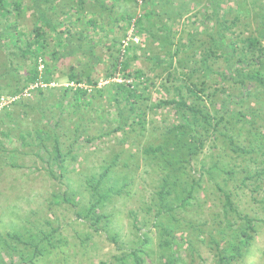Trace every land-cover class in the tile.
Returning <instances> with one entry per match:
<instances>
[{
  "label": "rangeland",
  "instance_id": "obj_1",
  "mask_svg": "<svg viewBox=\"0 0 264 264\" xmlns=\"http://www.w3.org/2000/svg\"><path fill=\"white\" fill-rule=\"evenodd\" d=\"M113 1L107 0L106 5H111ZM216 1V4L211 0H152L145 4H139L137 0L116 2L115 13L123 11L138 16L152 10L151 16L143 20L146 32L137 35L140 43L132 54L138 59L132 61L130 65V70H142L152 81L148 85L149 98L140 102L142 106L147 105L138 113L142 115L143 127L134 124L115 131L116 108L107 95L94 99L92 105L88 107L76 108L67 105L61 117L62 127L55 131L60 137V149L65 160L59 169L49 162L53 169V174H50V166L46 164L49 160L46 151L43 149L38 151L35 146H23L18 138L20 131L32 130L36 126L39 118L37 108L25 107L27 115L23 116L18 114L19 107L10 108L11 123L6 122V118L0 114V237L4 239L8 233H17L22 236L23 241L22 244L15 243L6 238L7 242L16 246L11 254L7 248L5 249L4 244L0 243V264L3 261V264H9L11 261L17 264L28 261L29 258L34 259V264H134L133 258L125 257L131 248L146 251L147 254L142 255V264H168L171 255L176 259L173 264H219L215 245L210 244V238H214L219 244L218 249L222 250L232 238L231 230L241 225L240 218L233 217L235 214L224 215L221 208L223 192L231 193L239 215L252 217L256 221L257 230L249 245L242 250L241 257L229 264H264V177L259 185L253 180L246 181L243 186L241 183L243 169L264 168V164L260 163L261 159L264 160L263 156L252 155L253 162L248 161V158L244 160L243 156L238 158L226 143H223L220 136L214 141L215 137L211 132L208 136L204 135L207 137L203 138V148L190 158L184 174L176 173L167 167L158 154L153 157L144 153V149L149 146L160 145L174 152L175 138L167 132L172 126L182 124L183 120L174 106L158 110H150L149 107L155 99L173 98L174 85L200 81L201 72H196L187 79L185 74L182 75L185 72L179 64L186 65L185 60L188 57L198 61L202 49L212 47L213 43L209 35L215 33L217 21L224 19L221 15H225L227 21H231L236 15V11H228V7L234 8L240 3L244 8H248L250 2L249 0ZM213 10H216V16L213 15ZM59 11L57 4L55 13L58 22H62L63 26L49 34L47 50L57 48L62 50L56 45V41L59 35L65 37L68 28L71 29L72 41H76L77 34L82 31L90 39L89 44L94 45V54L100 58L94 73L98 79V87L106 85L108 80H104L103 76L110 69L113 58L117 55L115 49L118 47L117 41L119 42L122 37L123 30L117 24H113L109 26L105 35L99 30L87 28V19L91 17L88 11L80 12L75 16L67 13L59 15ZM72 11L75 12L73 9ZM33 17L34 13L29 11L19 19L18 24L24 25L25 30L29 31L33 27ZM96 18L97 16L93 19ZM255 28L256 23L251 17L248 19L241 17L237 26H231L223 33L227 40H242L254 33ZM0 31L1 75L5 69L3 64L8 61L6 55L15 49L10 39L3 33L4 28L1 24ZM148 33H152L153 36H149ZM112 38L113 40H110ZM83 42L85 41H81ZM176 49L180 51L177 56L174 55ZM80 54L77 51V57H68L59 62L54 69L55 80L53 85L50 84L51 87L67 84L65 75L69 65L73 64L81 56ZM170 54L175 58L173 65L166 68L165 64ZM146 57H158L166 61L154 70L153 63L146 60ZM209 62L215 70L222 71L226 68L223 56L214 60L211 57ZM200 66L203 64L198 62L195 67ZM22 69L19 68V77L24 75ZM168 71L174 73L177 78H182V81L168 82ZM116 78L124 80L122 76H117L112 78V82H115ZM6 80L13 78L8 75L6 79H2V82L0 78L3 87ZM128 80L131 81L130 78ZM218 80L221 82L219 78ZM206 83L212 82L207 80ZM253 85L252 89L256 86ZM182 90L185 91V88ZM54 92L57 95L59 91L53 90L52 93ZM224 92L226 93L225 90ZM223 97L224 95L217 94L216 106L212 108L205 96L202 100L204 99L203 103L208 110L214 108L218 110L219 102ZM47 99L46 104H52L56 100L52 95ZM24 101L34 104L36 98L30 93ZM68 101L72 102L71 98H68ZM250 106L255 107L253 100H250ZM43 108L42 103L41 109ZM126 108H124L125 115ZM262 108L264 109V103ZM51 109L57 111L55 107ZM51 109L49 110L52 111ZM49 110L43 111L47 117L50 114ZM259 115L263 116V112ZM98 117L103 119L99 120ZM53 122L54 120L52 124ZM15 125L18 127L13 130L14 136L11 141H7L1 130L9 127L14 129ZM256 125L260 126V121ZM261 125H264V122H261ZM75 129L78 130V134L74 133ZM248 132L247 123L241 121L234 127L233 135L237 138V142L244 146L249 143L248 140H253ZM215 136H218V133ZM185 139L189 145L194 142L190 131H187ZM44 145L48 151H51L54 143L45 140ZM4 149L7 151L2 155ZM37 151L43 160L36 156ZM8 152L13 154L10 155ZM116 155H118L117 163L112 165ZM8 160L17 167L10 166ZM214 164L228 171L230 175L212 169ZM108 168L107 176L101 181L98 192L106 193L108 190L112 192L103 204L100 203L101 207L97 206V213H103L106 219L95 226L92 217L86 215V209L90 202H94L92 199L95 197H91L90 187L95 186L91 177L95 176L97 180ZM209 169L210 174H208ZM194 179L198 180L199 187H195L193 199L187 207L176 208L177 198L181 196L185 187L186 189L189 187L186 185L191 184ZM165 180L169 188L161 201V195L157 193ZM63 195L67 202L61 198L58 200L57 196L63 197ZM173 208L175 210L168 212ZM133 224L136 226L134 227ZM228 224L232 225V229ZM161 226L170 229V236L178 242L173 246V251L160 245ZM51 231L55 235L52 241L54 248L50 249L49 246L39 242L38 245L45 246L47 250L40 256H33L34 249L27 244L24 245V242L32 241L35 244L41 233H51ZM34 236L38 237L33 241L31 237ZM145 239L148 241L147 244H143Z\"/></svg>",
  "mask_w": 264,
  "mask_h": 264
},
{
  "label": "trees",
  "instance_id": "obj_2",
  "mask_svg": "<svg viewBox=\"0 0 264 264\" xmlns=\"http://www.w3.org/2000/svg\"><path fill=\"white\" fill-rule=\"evenodd\" d=\"M106 1L107 0H0V24L4 28L3 33L10 39L9 41L12 42V47L15 49V51L6 55L8 64H3L5 69L0 75L1 82L2 79H6L8 75L12 76L13 80H6L4 87L0 83V98L17 96L28 87L37 85L31 91L32 96L34 95L36 98L34 104L26 103V101H24L26 98H18L10 104L1 107L0 114L6 118V122L11 123L12 119L10 116L12 112L10 108L19 107L20 111L18 114L23 116L24 114L27 115V112L24 110L25 107H36L39 112L36 126L32 130L25 129L20 131L18 133L19 141L23 146H35L38 151L40 149L45 150L46 156H49V160L46 164L49 165V162H51L57 169L61 168L65 157L61 153L59 144L60 137L55 131L57 128L62 127L61 117L67 105H73V107L76 108L81 106L88 107L92 105L94 99H100L104 95H107L116 108L115 131L123 129L124 127H130L134 124H138L141 127L144 126V121L141 120L142 115L138 113L142 111V108L144 109V107H147V105L142 106L140 102L149 98V95H147L148 85H150L152 81L142 70H130L132 61L138 59L135 54H132L133 50L138 47V45L130 44L126 47L124 53H122L121 41L127 36V31L131 25L135 27L136 35L146 32L143 20L149 18L152 13L148 11L138 16L123 11L115 13L114 8L118 0H114L109 6L106 5ZM134 1L135 0H133V2ZM151 1L152 0H144L143 3L145 4ZM211 1L214 4L217 3L216 0ZM249 1L248 8H244L240 3L234 8L228 7V11H236V15L231 21H227L225 15H221L224 19L220 22L219 20L217 21L215 33L209 35L213 43L212 47L202 49V55L198 61L197 59L188 57V61L185 60V62H187L186 65L183 66L179 64L185 72L182 73V75L185 74L187 79L191 78L194 73L201 72L202 77L200 81L198 83L190 82L189 84L186 83L181 85L179 83V85H174L173 98L155 99L154 103L149 107L150 110H158L160 108L174 106L183 120L182 124L172 126L167 132L168 135L172 134L175 138V144L173 145L174 152H171L170 148L165 149L162 145L156 147L149 146L144 149L145 154L152 155L153 157L158 154V156L163 159L166 166L173 169L176 173H185L184 170L187 168L190 158L197 155L198 150L203 148V138L207 137L210 132L212 136L215 137L214 141L220 136L223 143H226V146H228L232 153L237 155L238 158L243 156L244 160L248 158V161H252L253 158L251 156L254 154H260L264 157V125H261V122H264V109L262 108V104L264 103V0L262 2L261 0ZM57 4L60 9L59 15L67 13V15L75 16L80 12L83 13L84 11H88L91 14V17H89L86 22L87 28L89 29L95 31L99 30L106 35L109 26L117 24V26L123 30L122 37L119 42L117 41L118 47L115 49L117 55L113 58L110 69L103 76L104 80H108L106 85L98 87V79L94 76V73L95 67L100 62V58L94 54V45L89 44L91 42L90 39L87 38L82 31L77 34L76 41H72L71 29L68 28L65 32V37L63 38L59 35L56 41V45L61 47L62 50H57V46V49L51 51L47 50L49 34L56 31L58 27L63 26L62 22H58V16L57 13H55ZM72 9L75 12H73ZM29 11L34 13L33 27L31 30L26 31V27L24 25L20 26L18 22L19 19ZM212 13L214 16L217 14L216 10H213ZM96 16L97 18L93 19ZM241 17L245 19L251 17L252 20L255 21L256 28L254 33L244 37L242 40L225 39L224 30L228 31L231 26H237ZM99 21L100 23H98ZM148 35L153 36L152 33H148ZM110 40H113V38ZM81 41L85 42L81 43ZM237 43H240V46L237 45ZM199 49L200 47L197 48V50ZM77 51L81 53V56L77 58L73 64L69 65L68 72L65 75L67 84L72 82L76 87H51L50 84L55 80L53 79L54 69L59 62H62L68 57H77ZM179 53V49H176L174 55L177 56ZM174 55L168 57L167 63L165 64L166 68H170L173 65ZM220 56H223L226 62V68L222 71L213 69L209 62L211 57L214 60ZM190 59L194 60V62ZM146 60L153 63L152 69L154 70L159 68L161 64L166 61L158 57H146ZM198 62L202 63L203 66L196 68L195 66ZM40 65H42L41 69H39ZM19 68H23L22 72L24 75L22 77H19ZM116 76H122L125 81L130 78L131 82H112V78ZM218 78L223 84L218 82ZM181 79L177 78L174 73L167 72L168 82L170 80L175 82ZM207 80H210L212 83L207 84ZM79 84L83 87L78 86ZM253 84L256 85L254 89L251 88ZM183 88H185V91L182 90ZM53 90L59 91L57 95L55 92L52 93ZM3 94L6 95L2 96ZM217 94L224 95L219 102V109H210L212 111L209 112L210 110H208L203 103L204 99L202 100V98L205 96L212 108L216 106L215 103L217 101L215 97ZM51 95L54 96L56 100L52 104H46L45 100H48L47 97ZM68 98H71L72 102L69 103ZM189 99H191V101H189ZM250 100H253L254 108L250 106ZM42 103L44 105L43 109H41ZM54 107L57 111L51 109ZM124 108H126L127 111L126 115L124 114ZM48 110L50 111L49 117L43 114V111L45 112ZM260 112H263V116L259 115ZM17 117L20 116L17 115ZM98 118L99 120L103 119V117ZM52 120H54L53 124ZM241 121L247 123L249 128L248 134L253 137V140H248L249 143L244 146L240 145L236 140L237 138L233 135L234 127L238 126ZM258 121H260V126L256 125ZM3 122L5 121L3 120ZM221 124L222 129L220 130ZM7 126H9V124H7ZM17 127L18 125H15L14 129L9 127V129L6 128V130H1V134L7 138V141H11V138L14 136L13 130H16ZM48 129L50 132H48ZM187 131H190L191 137L194 138L192 145H189L185 139ZM74 133L78 134V130L75 129ZM216 133H218V136H215ZM45 140L53 141L54 145H52L51 151H48L44 145ZM6 151L7 150L4 149L2 155ZM38 151L36 152V156L43 160ZM12 154L13 152L10 155ZM117 160L118 155L113 159L112 165H116ZM8 161L7 163L10 166L17 167L15 163L10 162V160ZM260 163L263 165L264 160L261 159ZM51 167L52 166L49 167V173L53 174V169ZM211 168L217 169V171L226 175H230L228 171L222 169L220 166L218 167L216 164ZM108 171L109 168L105 169L97 180H95V176L91 177L92 181L95 182V186L90 187L92 193L91 197H95L92 199L94 202H90V205L87 207L86 215L92 217L91 220H93L95 226L103 219H106V216L103 213H97V210L99 206L101 207L100 203L103 204L109 193L112 192L110 190L106 193L98 192L101 181L107 176ZM210 171L209 169L208 174H210ZM241 174H243L241 179L242 186L248 180H253L259 185L264 177V168H245L241 171ZM198 184V180L194 179L191 184L188 183L186 185L189 187L187 189L185 187L181 192V196L177 198L178 206L176 208L182 209L189 205L190 200L193 199L192 194L195 187H199ZM168 188V184L165 180L160 191L157 193L161 195V201L164 199V195L168 193ZM217 188L223 191L219 186H217ZM221 195V208L224 215L227 216L229 213L235 214L233 217L238 216L241 222V225L237 229L231 230L232 235H230V237L232 238L227 241V246L222 250L218 249V242L214 238H210V244L215 245V250L217 251L218 263L229 264L241 257L242 250L246 248L253 239V235L257 232L255 228L256 221L248 215H239L240 213L236 210L231 193L223 192ZM57 198L58 200L61 198L66 202L68 201L65 195H63V197L57 196ZM173 210H175V208L170 209L168 212ZM133 226L135 227L136 225L133 224ZM228 227L232 229L231 224H228ZM160 229H162L160 233V245L173 251V246L178 244V242L174 237L170 236L171 230L168 228L164 229L162 226ZM5 236L15 243H23L22 236L17 233H8ZM36 237L38 236L31 237V239L34 241ZM6 238L2 239V237H0V243H3L5 249L7 248L10 251L9 254H11L14 252L16 246L7 242ZM54 238L55 235L53 231H51V233H41V237L38 239L37 243L33 244L32 241V244L24 242V245L27 244L33 248V256L36 257L37 255H42L43 251L47 250L45 246L40 247L38 243L41 242L43 245H47L52 249L54 248L52 244ZM147 243L148 241L145 239L143 244ZM143 254H147L144 249L131 248L125 257L129 256L133 258L134 264H142ZM21 260L24 259L21 258ZM175 261L176 259L171 255L168 264H173ZM3 262H1V264H3ZM9 264H13V261ZM17 264H34V259L29 258L28 261H22Z\"/></svg>",
  "mask_w": 264,
  "mask_h": 264
},
{
  "label": "built area",
  "instance_id": "obj_3",
  "mask_svg": "<svg viewBox=\"0 0 264 264\" xmlns=\"http://www.w3.org/2000/svg\"><path fill=\"white\" fill-rule=\"evenodd\" d=\"M137 2L139 4H143L144 0H137ZM133 23V22H132ZM127 36L121 41V46H122V53H124V51L126 50V47H128L130 44H135V45H139L140 43V39L139 37L135 34V27L133 25L130 26L129 30L127 31ZM42 68V65L39 66V69ZM117 77V76H116ZM127 81V80H126ZM125 80L122 79H115V82L121 83V82H126ZM127 82H131V81H127ZM54 83H52L53 85ZM37 85H33L28 87L27 89H25L21 94L17 95V96H13L10 98L7 97H1L0 98V108L10 104L11 102L17 100L18 98H27V96L30 95L31 91L36 87ZM42 86V85H41ZM65 86H69V87H76V85L74 83H68ZM81 86L82 85H78Z\"/></svg>",
  "mask_w": 264,
  "mask_h": 264
},
{
  "label": "crops",
  "instance_id": "obj_4",
  "mask_svg": "<svg viewBox=\"0 0 264 264\" xmlns=\"http://www.w3.org/2000/svg\"><path fill=\"white\" fill-rule=\"evenodd\" d=\"M150 12H152V10Z\"/></svg>",
  "mask_w": 264,
  "mask_h": 264
}]
</instances>
